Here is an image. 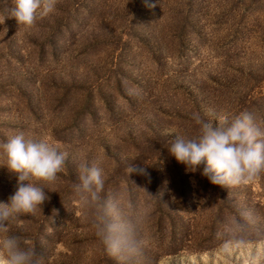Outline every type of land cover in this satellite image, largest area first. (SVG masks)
<instances>
[{
  "label": "rangeland",
  "instance_id": "rangeland-1",
  "mask_svg": "<svg viewBox=\"0 0 264 264\" xmlns=\"http://www.w3.org/2000/svg\"><path fill=\"white\" fill-rule=\"evenodd\" d=\"M12 6L0 0V141L23 133L66 160L56 181H36L49 199L10 234L42 264H117L95 227L115 210L144 244L131 264H247L220 247L236 221L264 244V173L212 184L170 155L168 133L197 138L193 114L209 108L264 124V0H58L30 28L7 16ZM94 162L104 189L90 210L74 185ZM132 163L150 180L127 175ZM15 185L0 166V201Z\"/></svg>",
  "mask_w": 264,
  "mask_h": 264
},
{
  "label": "clouds",
  "instance_id": "clouds-1",
  "mask_svg": "<svg viewBox=\"0 0 264 264\" xmlns=\"http://www.w3.org/2000/svg\"><path fill=\"white\" fill-rule=\"evenodd\" d=\"M12 3L7 16L14 18L18 25L30 28L38 18L43 19L52 13L58 0H12ZM4 18H0V24ZM205 117L193 114L199 125V135L195 139L177 134L175 130L169 131L173 139L168 151L177 162L192 172L200 169L202 176L222 187L240 186L264 173V124L258 123L248 112L221 113L209 108ZM65 160L66 153L58 151L56 146L45 141L26 140L23 133L0 141V166L16 177L15 191L6 202L0 201V264H42L35 244L28 245L21 235L10 234L11 224L21 215L35 214L38 208L41 209L49 197L45 187L36 181H56ZM102 172L99 162L80 166L79 183L74 185V191L87 209L93 210L94 203L101 201L100 194L104 189ZM126 172L150 180L146 169L135 163L129 164ZM148 214V210H143L136 218L137 223L143 224ZM95 227L117 264H131L134 257L141 255L144 244L128 234L125 223L115 210L106 213L99 223L95 222ZM17 228L23 231V226ZM244 228L236 221L230 234L223 239L220 252L234 261L239 253L245 252L243 258L247 264H264V244L257 250L251 238L244 234Z\"/></svg>",
  "mask_w": 264,
  "mask_h": 264
}]
</instances>
